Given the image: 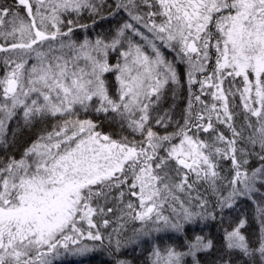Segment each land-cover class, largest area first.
I'll return each instance as SVG.
<instances>
[{
  "label": "snow or ice",
  "instance_id": "1",
  "mask_svg": "<svg viewBox=\"0 0 264 264\" xmlns=\"http://www.w3.org/2000/svg\"><path fill=\"white\" fill-rule=\"evenodd\" d=\"M97 252L264 264V0H0V264Z\"/></svg>",
  "mask_w": 264,
  "mask_h": 264
},
{
  "label": "trees",
  "instance_id": "2",
  "mask_svg": "<svg viewBox=\"0 0 264 264\" xmlns=\"http://www.w3.org/2000/svg\"><path fill=\"white\" fill-rule=\"evenodd\" d=\"M25 139H27V137H25ZM116 217H113V220H115ZM214 257H207V259H213ZM106 257L104 256V254L102 253H99V254H96L94 256H90L88 257V259H84L86 261V264L90 263V264H101V262L103 260H105ZM79 259H76V260H69V261H65L63 262V264H76V262L78 261Z\"/></svg>",
  "mask_w": 264,
  "mask_h": 264
},
{
  "label": "rangeland",
  "instance_id": "3",
  "mask_svg": "<svg viewBox=\"0 0 264 264\" xmlns=\"http://www.w3.org/2000/svg\"><path fill=\"white\" fill-rule=\"evenodd\" d=\"M206 231L212 232V233L216 234L217 236H219V231H218V229H216V228H210V229H208V230H206ZM96 254H99V252H97V253H93V254H91L90 256H94V255H96ZM90 256H89V257H90ZM133 258H134V257L129 256V259H133ZM76 259H88V257H85V258L67 257V258L64 259L63 262H65V261H69V260H76ZM88 264H90V263H88Z\"/></svg>",
  "mask_w": 264,
  "mask_h": 264
}]
</instances>
